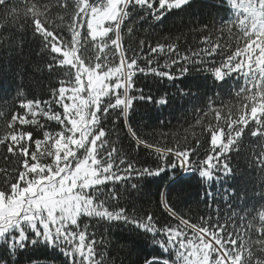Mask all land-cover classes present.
Masks as SVG:
<instances>
[{"label": "snow or ice", "instance_id": "6c2138e0", "mask_svg": "<svg viewBox=\"0 0 264 264\" xmlns=\"http://www.w3.org/2000/svg\"><path fill=\"white\" fill-rule=\"evenodd\" d=\"M190 2L0 0V55L20 54L26 45L37 47L49 74L62 71L64 77L59 87L52 88L53 99L43 102L46 108L41 101L25 97L18 102L22 114L0 111V118L11 129L0 137V147L10 154L5 161L14 165L11 171L0 168V237L16 232L13 239L22 245L30 230L43 242L58 246L68 264H114L108 254L113 247L111 239L107 235L97 239L96 225L103 222L105 234L110 228L134 226L153 241L162 255L151 256L144 264H264V205L257 216L233 212L223 223L218 208L215 220L211 215L196 221L186 218L176 204H170L168 192L160 193L158 207L162 205L175 223L163 214L137 217L120 206L122 192L129 188L139 191L143 177L158 176L168 169L198 173L202 179L219 183L234 174L228 153L240 150L239 138L250 122H254L251 135L264 138V0H230V6L229 0H217L226 12L220 33L228 28L229 35L236 37L234 50H228L231 41H221L219 36L212 39L215 20L193 29L205 35L200 38L203 46L190 47V54L181 53L175 43L153 47L145 39H140L136 48L125 46L122 26L131 40L134 28L124 21L133 13L146 9L149 19L156 22ZM232 10L239 13L235 19H229ZM139 19L144 20V14ZM229 25L237 31L233 33ZM160 56L165 57L163 64L152 67ZM139 60H145L146 66ZM170 64L179 65L178 70H160ZM193 72L210 73L222 84L233 74L243 78L235 93L242 97V106L236 118L229 108L224 117L227 131L220 123L225 103L216 106L209 97L207 110L201 111L205 116L214 113L217 123L204 125L210 133L207 147L199 137L191 146L177 143L173 147L139 135L127 122L129 112L134 101L151 103L153 98L136 87L138 74L152 73L172 81ZM17 95L23 96V92L18 89ZM53 103L63 112H54ZM158 104L165 105L167 100L161 98ZM38 112L56 121L60 130H47L37 118ZM120 116L135 142L132 151L141 146L148 149L154 167H137L139 161L116 146L119 135L113 140V129L106 128L104 121L115 126ZM196 123H201L199 117ZM24 125L42 130L43 138L34 137L32 128L18 127ZM201 149L206 153L203 157ZM257 163L264 174V147ZM210 187L206 192L209 201L213 198ZM110 201L115 202L114 207Z\"/></svg>", "mask_w": 264, "mask_h": 264}, {"label": "trees", "instance_id": "16d2710c", "mask_svg": "<svg viewBox=\"0 0 264 264\" xmlns=\"http://www.w3.org/2000/svg\"><path fill=\"white\" fill-rule=\"evenodd\" d=\"M104 2L106 3V0ZM142 14H144V20L139 19ZM225 15V10L220 7L217 0H191L190 4L179 9H173L162 20L156 22L149 19L145 9L143 13L135 12L129 20L124 21V25L131 22L134 28V35L130 40L127 35V28L122 26L124 44L126 47L131 44L132 47L136 48L140 39H145L153 47L157 43H175L181 53L190 54L188 52L190 47L203 46L200 38L205 35V32H197L193 29L199 24L215 20V31L212 39L215 40L219 36L221 41H231V47L228 50H234L236 37L229 35L228 28L224 29L222 35L220 33L222 18ZM228 15L229 19H235V15H239V13L232 10ZM228 27L233 33L237 31L231 25ZM109 35L112 36L113 33H109ZM147 43L144 54L148 51ZM239 43L243 46V41ZM38 51L37 47L26 45L20 54H13L8 57L0 55V111L6 113L19 111L22 114L24 110L19 108L18 102L25 97L41 101V106L45 108L47 106L43 102L53 99L51 90L53 87H59L60 79L64 78L63 73L61 71L50 75L46 63L37 54ZM164 59V56H160L152 67L163 64ZM138 63L146 66L145 60H139ZM178 68L179 65L170 64L168 69L161 68L160 70L176 72ZM135 79L137 80L136 87L143 89V94L151 96L153 100L151 103L147 100L134 101L127 122L139 135L154 143L159 142L173 147L177 143L181 146L185 144L191 146L199 137L204 146L207 147L210 141V133L204 129V125L209 122L217 123L214 113L205 116L204 112L201 111V109L207 110L209 97L212 98L216 106H219L222 101L226 105L222 109L220 121L225 132L227 131V123L224 121V117L229 114V108L232 109V118H236L239 114L238 109L243 102L242 97H237L235 94L237 87L243 83V78L236 74H233L223 84L215 81L210 73L200 72H193L182 80L170 81L152 73L148 75L138 74ZM222 87H224L223 90ZM18 89L23 92V96L17 95ZM181 89L187 95H183ZM189 97H191V102ZM161 98H165L167 104H158V100ZM201 100L204 103H201ZM52 110L63 112V108L55 103L52 104ZM198 117L201 119L200 124L196 123ZM37 118L47 130H60L56 121L48 120L42 113L38 112ZM104 124L106 128L113 129V140L118 133L119 140L116 142V146L123 149L124 152L130 153L129 158L137 159L139 161L137 167L141 165L144 167L155 166L152 163V157L147 155L148 149L141 146L136 151H132L136 147L135 142L127 133L123 116L119 117L115 126L110 120L104 121ZM18 127L32 128L34 137L43 138L42 130H37L32 125ZM234 127L237 126L234 125ZM253 128L254 122H250L239 138L240 150L228 153L231 158L230 166L234 170L232 176L222 178L219 183H216L215 180L209 182L202 179L198 173H186L179 168L168 169L158 176L143 177L140 180L139 191L129 188L122 192L120 206L127 208L129 212L134 211L137 217H143L147 213H155L156 216L163 214V217H166L168 221L175 223L171 217L167 216L162 205L158 207L160 193L168 192L170 193L168 196L170 204H176L181 212L186 215V218L190 217L192 221L208 215H211L215 220L217 208L221 223L224 222L225 217L230 216L233 212L245 217L257 216L258 212L262 210V205H264V196L261 195L264 192V174L261 173L257 163L261 148L264 147V138L253 137L250 131ZM10 132L11 129L8 128L7 121L0 118V137ZM6 155L10 154L0 147V168H7L11 171L14 165L5 161ZM205 155L206 153L201 149V157ZM182 173H186V175L177 178ZM216 175L220 174L217 173ZM133 182L136 181L133 180ZM209 185H211L210 190L213 193L211 201L206 195ZM117 187L120 186L117 185ZM177 193L180 194L179 198L176 196ZM209 203L211 207H209ZM109 204L115 206L114 201H110ZM82 219L88 220L87 217H82ZM235 222L238 224L239 219L236 218ZM132 227L134 226L110 228L109 232L105 234L104 223L96 225L97 239L101 235H107V238L111 239L113 243L108 254L114 260V264H144V261L149 257L162 255L159 248L147 235ZM27 235V241L22 245L18 243L12 245L9 241L1 240L0 264H68V258L58 246H50L47 242H43L35 236L36 233L34 232L30 231Z\"/></svg>", "mask_w": 264, "mask_h": 264}, {"label": "rangeland", "instance_id": "374dc122", "mask_svg": "<svg viewBox=\"0 0 264 264\" xmlns=\"http://www.w3.org/2000/svg\"><path fill=\"white\" fill-rule=\"evenodd\" d=\"M229 2H230V0H229ZM89 191V190H88ZM30 232V230L29 231H27V234ZM32 232V231H31ZM15 236H18V233H16V232H13V233H10L9 235H6V236H4V237H0V243H1V240H3V241H9L12 245L13 244H15L16 243V241L13 239V237H15ZM36 236V235H35ZM27 237H28V235H27ZM37 237V236H36ZM38 238V237H37ZM25 241H27V239L25 240ZM25 241H23V243L25 242Z\"/></svg>", "mask_w": 264, "mask_h": 264}]
</instances>
